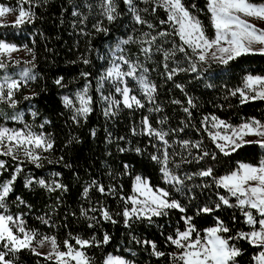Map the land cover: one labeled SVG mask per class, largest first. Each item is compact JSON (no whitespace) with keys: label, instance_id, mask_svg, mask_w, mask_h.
Returning a JSON list of instances; mask_svg holds the SVG:
<instances>
[{"label":"trees","instance_id":"trees-1","mask_svg":"<svg viewBox=\"0 0 264 264\" xmlns=\"http://www.w3.org/2000/svg\"><path fill=\"white\" fill-rule=\"evenodd\" d=\"M183 2L202 21L206 33L213 36L207 0ZM113 3L116 18L109 21L105 15L106 0H30L23 5L34 13L30 22L18 27L10 23L0 26V39L26 46L34 57L31 63L8 61V68L0 70V80L5 75L19 80L25 68L35 77L14 92V107L7 100L0 101V127L30 129L53 144L47 151L37 150L41 157L39 166L23 154L18 153L17 159L0 155L5 162L0 169V184L16 175L0 212L22 218L27 229L39 233L37 240L54 236L61 250H66V240L78 248L76 237L93 241L82 249L90 264H104L109 256L133 264H179L174 262L173 254L181 250L168 237L175 238L178 231L186 230L188 217L202 237L205 229L221 221L230 230L223 233L225 237H237L239 232H251L254 227L258 230V224L246 222L241 208H215L221 203L220 195L229 196L216 180L241 163L258 165L264 159V146L246 143L226 156L209 132L215 131L212 116L233 126L253 119L264 123V99L242 103L239 93L231 94L243 87L246 76H264V54H245L227 65L215 61L200 63L197 72L174 71L189 69V57H196L191 49L175 50L182 42L172 23L167 22L166 10L156 0H133L135 12L127 0ZM0 4L18 9L20 0H0ZM137 14L143 23L136 21ZM160 32L168 35L160 36ZM153 36L155 41L151 40ZM145 48L150 51L145 53ZM173 51L174 55L165 58V52ZM115 57L124 72L130 65H138L135 78L125 77V81L141 106L126 107L116 86L105 77ZM121 57L128 63H123ZM169 73H174L171 78ZM141 77L155 85L151 99L141 90ZM58 79L60 84L56 83ZM85 87L92 111L74 120L75 110L67 107L63 98L68 96L78 107L76 94ZM112 99L121 103L112 107ZM106 110H110L108 115ZM205 117L209 119L205 121ZM145 120L153 129L167 133L168 168L172 175L180 177L182 184L169 183L161 171L162 165L152 159L153 155L162 158L165 144L147 133ZM183 141H189V146H183ZM197 142L199 148L193 146ZM204 152L209 155L199 159ZM18 167L21 171L16 174ZM209 167L212 176L197 175ZM136 176L147 179L154 189L163 188L169 193L168 199L179 202L184 211L171 208L165 215L151 216L150 220L133 216L126 222L123 212L132 207L126 198L133 195ZM39 179L48 184L55 181L64 188L50 191L37 183ZM98 186L105 191L100 192ZM229 201L236 204L235 197L229 196ZM204 207L214 211L204 213ZM105 209L111 219H104ZM253 215L259 218L255 210ZM106 234L109 240L104 243ZM230 244L240 250L236 264H256L255 257L264 251L241 238L230 240ZM156 252L164 255L157 256ZM6 259L13 264H57L55 259L28 249L8 253Z\"/></svg>","mask_w":264,"mask_h":264},{"label":"snow or ice","instance_id":"snow-or-ice-1","mask_svg":"<svg viewBox=\"0 0 264 264\" xmlns=\"http://www.w3.org/2000/svg\"><path fill=\"white\" fill-rule=\"evenodd\" d=\"M24 3H30V0H20V7L18 9L8 8L3 4H0V18L5 17L12 11H18V16L15 19L12 26H20L26 22H30L34 13L31 10H25ZM130 8L135 12L133 6V0H127ZM158 6L164 8L167 12V22H171L175 29V35H177L182 42L178 47L180 52H185L186 48L191 49L195 60H190L189 69L178 68L174 71H192L197 72V65L200 63H207L209 60L215 61L219 64L227 65L229 61L235 60L245 54L259 52L264 54V28H260L257 24L251 22L249 18H254L258 21L264 22V2L255 3L253 0H207V10L210 13L211 27L214 29V35L209 36L202 21L185 6L183 0H156ZM195 8V5H192ZM116 9L114 7L113 0H106L105 15L109 21L114 20ZM137 22L143 23L139 14L135 16ZM165 23V21H161ZM0 26H8L4 24L0 19ZM151 27V25H150ZM106 31L105 29H98ZM145 35H148L147 33ZM160 36L168 35L167 32H160ZM156 37L151 38L155 41ZM122 43H128V41H122ZM151 43V41L149 42ZM26 47V46H25ZM18 47L14 43H7L5 40L0 39V70L7 69L8 61H12V54L18 51ZM174 50V51H175ZM145 53L150 51V48L144 49ZM173 52H165V58L174 55ZM31 52V50H29ZM34 59V57H33ZM123 60V57L120 58ZM15 64H19L20 61H14ZM26 63H31L27 61ZM84 63H88L87 60ZM123 63L127 64V60H123ZM34 66V65H33ZM138 65H130L129 70L124 72L120 66L113 62V66L107 70V78H111L114 81H119L123 86L117 87L116 92L122 95V103L126 107L141 106L140 100L135 96L130 95L131 89L127 86L125 77L135 78V73ZM30 69L25 68L20 73V79H12L11 76L5 75L0 80V101H9L11 106H15L13 100L14 92L18 91L22 85L27 84L29 79H34V76L30 75ZM174 73H169V78ZM86 75V74H85ZM57 84L61 83V80L56 81ZM141 90L147 95L149 99L152 98L155 92V85L147 81L146 78L141 77L139 79ZM241 96V102H247L248 100L264 99V76L261 75H248L244 78L243 87L237 88L231 94ZM76 97L79 101L77 107L73 100L68 96L63 98L64 104L67 107L74 108L76 116H87L91 109V97L88 95V88L85 87L83 92H78ZM28 99V97H26ZM108 100V97H104ZM189 104H192L189 99ZM121 101L112 99L111 106L117 107ZM177 103H179L177 101ZM186 112L189 110L184 109ZM110 110H106L105 115H108ZM190 114V113H189ZM205 121L209 117L204 118ZM212 128L225 129L226 131L209 132V136L216 143V147L224 155H229L232 152L241 149L246 143H259L264 146V139L257 141H246L245 137L249 135H255L257 137L264 138V124H261L258 120H252L250 122L242 123L238 126L228 124L224 120H220L218 117L212 116ZM146 131L149 135L158 137L163 141L165 148L162 158L156 155L152 156V159L162 165L161 171L164 174L165 179L169 183L182 184L183 181L180 177L172 175L168 168L169 156L167 152V140L165 139L167 133L157 131L153 129L147 120H145ZM183 146L188 147L190 142H181ZM53 146L52 141L45 137L43 134L33 133L30 129L16 130L7 127H0V155L11 156L13 159H17V154L23 152L24 157L31 160L33 163H37L39 166L40 156L37 154V149L49 150ZM194 147L199 148L200 144L197 142ZM137 151H140L137 149ZM208 152H204L199 159H203L204 156H208ZM213 159L215 156L213 155ZM5 162L0 160V169H3ZM21 169H16L18 174ZM213 170L211 167L206 170L200 171L197 175L202 177L212 176ZM190 178V177H189ZM16 175H13L11 180L0 184V208L5 207V199L12 191V183L15 181ZM32 183L31 180L28 181ZM37 183L48 188L50 191L56 188H64L63 185L53 181L52 184L46 183L44 179H39ZM95 183V182H93ZM218 186L227 190L230 197L236 198V204L232 205L229 201V196L220 195L218 203L215 208H220L221 205L228 207H239L244 212L246 222L249 225H259L257 230L255 227L251 232H239L237 237H225L223 233H228L230 230L221 221L214 227H209L204 230L205 235L202 237L196 230L195 226L191 223V218H186L187 228L184 231H178L175 238L168 237V240L175 245L181 251L177 254H173L174 262L178 261L179 264H236V257L240 255V250L235 247L234 244H230V240L241 238L248 240L251 244L264 248V159H262L258 165L241 163L236 170L231 171L229 174L219 177L216 180ZM100 192H104L103 186H98ZM88 189H85V196H87ZM169 193L163 188L153 189L150 183L141 176L135 177V187L133 195L126 198V202L130 203L132 207L125 208L123 216L128 218L146 217L149 220L151 216H161L166 214L167 209L181 208L179 202L168 199ZM253 210L258 214V219L253 215ZM204 213L214 211L213 208L204 207L201 209ZM104 219H111L108 211L103 210ZM46 223V221H45ZM197 232L195 238L193 233ZM37 233L35 230H29L25 226V222L22 218L13 217L10 214L0 212V264H13L12 260L6 259L8 253H16L22 249H28L37 255H40L36 251V246L42 247L45 242L51 244L52 251L47 254V259H55L57 264H90V259L86 253L82 250L85 246H91L93 241L82 239L80 237L75 238L76 245L69 243L67 240L64 242L66 251H61L57 244L56 238L49 236H42L37 240ZM109 237L107 234L104 237V243H107ZM35 242V244H34ZM155 250L156 245L152 244ZM157 256H162L164 253L156 252ZM256 264H264V251H261L256 257ZM105 264H127L125 260L120 257L109 256Z\"/></svg>","mask_w":264,"mask_h":264},{"label":"rangeland","instance_id":"rangeland-1","mask_svg":"<svg viewBox=\"0 0 264 264\" xmlns=\"http://www.w3.org/2000/svg\"><path fill=\"white\" fill-rule=\"evenodd\" d=\"M8 8H10V7H8ZM17 16H18V11H12V12H10V13H8L5 17H3V18H0V19H2L3 20V22H4V24H13L14 23V21H15V19L17 18ZM250 20H251V22H253V23H255V24H257V26L258 27H260V28H264V22H262V21H258V20H256V19H254V18H249ZM18 47V46H17ZM18 51H16V52H14L13 54H12V60H19V61H25V62H27V61H31L32 59H33V57H32V54H31V52H29V50L27 49V48H25V47H18ZM209 61H212V60H209ZM113 62H115L117 65H119L120 66V68H121V70H122V64H121V62H120V60L118 59V58H113V60H112V63H111V66L109 67V68H111L112 66H113ZM108 68V69H109ZM106 74H107V71H106ZM106 74H105V77L107 78V76H106ZM111 83H113L115 86H116V88L117 87H122L123 85L119 82V81H114L113 79H111V78H107ZM120 94V93H119ZM130 95H132V96H134L131 92H130ZM120 96H121V100L123 99L122 98V95L120 94ZM135 105V104H134ZM261 124H264V123H261ZM216 131H221V132H223V131H226L225 129H215V131L214 132H216ZM261 139H264V138H261V137H257V136H255V135H249V136H247V137H245V140L246 141H257V140H261ZM217 143V142H216ZM38 150V149H37ZM36 150V152H37V154H38V151ZM19 154H23V152L21 151V152H19ZM147 180V179H146ZM148 181V180H147ZM149 182V181H148ZM134 187H135V183H134ZM154 189V188H153ZM61 250V249H60ZM36 251L37 252H39L41 255H43V256H46L47 257V254L49 253V252H51L52 251V248H51V244L50 243H48V242H45V244L42 246V247H40V246H36ZM61 251H66V250H61ZM111 257H116V256H111ZM108 259V258H107ZM106 259V260H107ZM123 259V258H122ZM106 260H105V262H106ZM123 260H125V259H123ZM126 261V260H125ZM127 262V264H133V263H130V262H128V261H126ZM73 264H74V262H73ZM105 264V263H104Z\"/></svg>","mask_w":264,"mask_h":264}]
</instances>
